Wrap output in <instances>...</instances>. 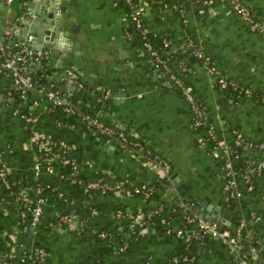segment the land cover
<instances>
[{"label":"crops","instance_id":"obj_1","mask_svg":"<svg viewBox=\"0 0 264 264\" xmlns=\"http://www.w3.org/2000/svg\"><path fill=\"white\" fill-rule=\"evenodd\" d=\"M24 1L10 0L8 8L0 13V25L5 23L7 40L11 38L10 29L20 27L16 21L7 25L8 19L20 16L19 5ZM144 1L145 27L152 35L169 42L164 54L169 56L172 70L205 106L221 147L214 150L203 142L204 132L194 124L181 93L163 87L151 59L132 36L125 34L127 14L121 0H57L65 10L54 42L59 49L67 48L65 60L75 66L67 70L72 77L56 84L52 73L58 69L48 67L50 56L30 63L26 74L34 85L57 90L78 111L96 114L104 123L123 128L147 147L159 151L170 162L171 170L165 172L129 150L118 148L87 127L77 114L61 116L52 111L47 106L49 100L35 87L29 88L23 97L15 87L18 97L15 104L10 99L12 79L0 76V98L3 97L0 167L10 180L18 183L15 193L0 185L3 264H29L21 256L32 246L46 249L42 264H231L234 261L229 246L221 238L208 235L209 239L204 241L207 234L200 233L190 238L186 252L191 258L175 261V256L186 253L182 250L186 236L181 239L174 233L156 231L139 215L145 214L146 208L155 207L157 201L108 192H95L87 198L79 187L73 186L74 175L90 177L97 171L129 176L134 181H155L163 199L169 202L177 196L188 200L192 207L199 205L205 213L218 212L219 217L213 220L231 231L237 216L244 217L245 231L255 232L264 250V170L253 175L250 184L237 178L236 188L241 193L227 197L222 163L224 144L243 151L241 145H236L232 130L254 141L264 140V103L254 97L264 94V34L252 32L233 14L228 0H208L204 8L192 0H160L156 5ZM241 1L264 20V0ZM187 35L229 79L250 88L253 97L241 94L231 97L228 91L220 89L213 73L185 51L183 41ZM20 42L15 40L5 46L15 49ZM68 84L72 85L71 89L67 88ZM34 101L36 105L32 104ZM34 139L50 143L45 146L46 152H51L47 157L49 168L41 165L38 172L33 164L40 147ZM251 154L254 160L263 155L256 150ZM62 158H68V163H63ZM233 162L240 169L245 160L236 158ZM40 182L50 186L43 195V213L54 215L69 209L70 218L47 231L23 232L17 214L19 202L14 194L33 202L40 195ZM117 209L122 210L121 216H117ZM164 211L169 214L171 205L167 204ZM190 224L183 229L197 231L196 224ZM170 225L177 229L186 224L174 219ZM97 229L107 233L105 238L96 235ZM125 241V247L119 249ZM253 264H264L263 252L258 253Z\"/></svg>","mask_w":264,"mask_h":264},{"label":"built area","instance_id":"obj_2","mask_svg":"<svg viewBox=\"0 0 264 264\" xmlns=\"http://www.w3.org/2000/svg\"><path fill=\"white\" fill-rule=\"evenodd\" d=\"M127 4H129L130 12L129 16L135 24L136 29L139 30L141 35L144 37L146 30L143 28V15L146 7V3L144 0H125ZM6 2H10V0H6ZM230 4V8L234 15H236L241 21L245 22L249 29L252 32L264 34V20L261 19L258 14L251 10L248 6H246L241 0H228ZM204 3H208V0H204ZM126 35H130L127 31H125ZM30 40V36L26 38V41ZM163 50L165 53L169 49V42L167 40H163ZM183 46L188 55H193V57L199 59L210 72L213 73L215 77V81L218 87L222 90L228 91L232 96L241 94L246 97H253V91L243 85L236 83L235 81L229 79L227 75H225L221 70L217 68L213 64L210 59V56L204 52L201 46H199L194 39L187 35L183 41ZM144 47L147 51L150 52V55L153 57L152 65L153 68L158 72L161 78V84L166 89L178 90L183 98L189 105L190 111L193 115L194 124L203 130L204 138L203 142L205 144H212V148L216 150L219 146L221 147V142L218 140L214 128L210 125L207 111L204 105H201L192 90L184 83V81L170 68V66L163 60L157 53L153 50V45L150 42H144ZM48 54L41 48L38 47H28L20 42V46L15 49H10L3 44L2 40H0V76H9L13 81L16 87L19 90L20 97H23L25 92L29 88L35 87L38 91H42L43 95L47 100L50 101L52 105H61L62 110L65 114H77L86 124L87 127L97 131L101 134L107 141L113 142L118 148L129 150L133 154H135L138 158L147 160L154 165L160 166L165 172L171 170L170 162L163 157L159 151L153 150L149 147H144L140 141H130L127 137V131L123 128L113 127L104 123L100 118L96 115H90L87 112L78 111L75 105H72L68 102L65 97H63L57 90H48L44 88L42 85L38 84L34 85L30 77L26 74V70L30 63H33L35 60L43 59L47 57ZM73 80V79H72ZM20 83L22 87H19L17 84ZM77 86H80V83L77 81H73ZM106 95V94H105ZM260 102L264 103V94L259 95ZM33 105H36L37 102H33ZM14 113H16L14 111ZM20 117H24V114L19 112ZM232 133L235 137L236 145H241L244 152L252 153L253 150L262 152V157L259 160L254 159H244L245 163L243 168H235L234 160L240 157L241 149L237 146H233L229 143L224 144L225 148V157L223 161V167L225 170V183L224 188L226 190L227 197H236L241 192L236 188L237 178H241L246 183L250 184L252 180V176L255 174H261L264 170V140L254 141L250 138L244 136V134L236 129L232 130ZM48 140H37L34 139L35 145H38L39 149H45L47 146ZM37 159L34 161L33 169L35 172H38L41 168V165ZM63 163H68V158H62ZM49 161L44 165L45 169L49 168ZM6 171L4 168L0 167V185H2L5 189H12L11 192L17 190L18 183L10 180V178H6ZM75 179H72V181ZM78 181V180H76ZM124 180H116L113 183H107L105 181H97L91 180L87 182L82 187V192L88 194L89 196L95 192H106L111 190L112 193H122V189H124L123 185ZM144 187V184L142 185ZM151 193V188H149L145 192V198L149 196ZM123 194V193H122ZM18 195V196H17ZM14 195L18 200V209L17 214L20 218L19 225L20 230L24 231H32L34 232L37 228V224L40 221V218L43 214V203L44 196L38 195L35 200L28 201L22 199L19 194ZM126 195H131L128 191ZM177 199L178 204L183 207V210L186 212V221L189 223L196 224V230L191 231L184 230L183 228H173L168 224V221L165 217H161L159 220V224L164 226L165 232L168 234L174 233L176 236H186L185 238V246L189 248L190 246V238L191 236H199L200 234H207L211 237L221 238L227 245L229 246L230 252L233 254L234 261L231 264H253L255 259L258 256L257 248L255 246H249L248 250H243V243L241 242V233L243 232V228L245 227V219L244 217H240L238 224L232 232L228 228H222L219 223L211 218H206L200 216L199 214L193 212L192 204L183 198L175 197ZM158 205V204H157ZM165 206L163 203H160L157 207V211L163 209ZM95 212L96 209H93ZM117 216L122 215V210H116ZM71 213L67 215L59 216L58 220H68L70 218ZM141 218L144 217L143 214H139ZM149 217V215H148ZM66 220V221H67ZM147 217H144V221L146 222ZM56 223L49 222L48 225L52 227ZM121 229V227H118ZM96 235L100 238H104L106 233L104 231L96 232ZM126 245V241L123 242L119 249H123ZM30 250V249H29ZM23 253L21 256V260L28 261L31 257L30 252ZM33 258L38 262H42L46 256V251L42 249V247H35L34 252L32 254ZM191 257L186 253L178 254L174 257L175 261H186ZM1 260V258H0Z\"/></svg>","mask_w":264,"mask_h":264},{"label":"trees","instance_id":"obj_3","mask_svg":"<svg viewBox=\"0 0 264 264\" xmlns=\"http://www.w3.org/2000/svg\"><path fill=\"white\" fill-rule=\"evenodd\" d=\"M136 0H133V2H135ZM148 2H151L153 4H158L160 0H147ZM193 2H196V3H200L202 8H204L205 6H207L208 3H204V0H192ZM125 10H126V14H127V24L125 26V31H127L130 35L129 36H132L134 38V40L137 42V44H139L140 47H142L144 53H145V56L147 58H150L151 61L153 59V57L150 55V52L146 50V48L144 47V42H150L152 45H153V50L157 53V55H159L163 60H165V62L170 66L171 68V60L169 59V56L168 55H165L163 52V40L164 38H160L159 36H156V35H152L148 29L145 27L144 25V22H143V28L146 30V33H145V36L143 37L141 35V33L139 32L138 29H136L135 27V24L134 22L132 21V19L130 18L129 16V12H130V7H129V4L126 3L125 0H121ZM136 3V2H135ZM252 10V9H251ZM253 11V10H252ZM249 28V27H248ZM196 42V41H195ZM195 58V57H194ZM197 59V58H195ZM199 60V59H197ZM200 61V60H199ZM172 69V68H171ZM41 82V80L39 81V83ZM254 93V92H253ZM260 95V94H259ZM255 98L258 97L259 99V96L255 95L254 96ZM198 101V100H197ZM200 103V102H199ZM201 104V103H200ZM47 106H49L51 108L52 111H57L61 116H64V115H70V114H65V112L62 110V106L61 105H52L49 101V103L47 104ZM89 113L90 115H96V114H92L91 112H87ZM98 118L99 116L96 115ZM107 124V123H106ZM110 125V124H109ZM112 126V125H111ZM114 127V126H113ZM199 128V127H198ZM128 133V132H127ZM127 137H128V140L130 141H135V140H138L140 141V143L147 148V146L142 143V141L136 137H133L132 135H130L129 133L127 134ZM49 143V142H48ZM50 144V143H49ZM212 144H208L209 147H212ZM240 157L239 158H244V159H254V157H252V154L249 152H240ZM51 155V152H46L45 149H39L37 151V156H38V161L40 163V165L44 166L46 163H47V157H49ZM224 161V160H223ZM222 161V163H223ZM243 168V167H242ZM6 178H9L8 175L6 174ZM72 178H74L75 180H73V186H77L80 188V190L82 189V187L89 181L91 180H97V181H105L107 183H113L114 181L116 180H124V179H127V181L124 182V189H122V193L124 195H126L127 191L131 194V195H139L141 197H143L144 199L146 200H154V201H157L158 202V205L160 203H163L164 206H166L167 204H170L171 205V211L169 214H167L168 212H165L164 211V208L161 209V210H158L157 211V207L158 205H156L155 207H152V208H146L145 210V214L144 217L146 216L147 217V220L146 222L149 223V226L151 227H155V230L156 231H162L163 233H165V228L164 226H161L159 224V220L161 217H165L166 220L168 221V224L170 225L174 219H176L177 221H182L183 223H185L186 225L182 226V228H188L191 226V224L189 222L186 221V212L183 210V207L178 204L177 202V199L176 198H173L171 201H167L166 199H163V196H162V192L160 191V188H159V183L155 182V181H151V182H141V181H134L131 177L129 176H121V175H114V176H111V175H106L105 173H101L99 171L95 172L92 176L88 177H84V176H77V175H74ZM78 180V181H76ZM144 184V187H142V185ZM40 192L39 194L40 195H44V193L46 192V190H48L50 188L49 185H45L44 183L40 182ZM151 188V193L149 194V196L147 198H145V192ZM10 190L12 189H7V191L9 192ZM82 191V190H81ZM108 193H112L111 190H108L106 191ZM14 193V192H13ZM83 193V192H82ZM87 198H90L91 195L89 196L88 194L86 193H83ZM15 195V194H14ZM231 200V199H230ZM2 198L0 197V203L2 202ZM93 206V204H90ZM119 207V206H117ZM136 211V209L134 210ZM71 212L69 209H66V210H63L61 212H57L55 213L54 215H47L45 214V212L42 214L41 218H40V221L38 222L37 224V228H36V232L40 233L41 231H47L48 229H50L51 227L48 225L49 222L51 223H58V224H63L66 222V220H58L59 216L61 215H69ZM137 212H134L133 214H135ZM149 215V217H148ZM239 218L240 216H237V221H236V224L235 226L233 227L234 229L232 230V232H234L237 224H238V221H239ZM235 220V219H234ZM19 225H21L20 223V218H19ZM227 228V227H226ZM229 229V228H228ZM231 230V229H229ZM98 231H101L100 229H97V231L95 232H98ZM107 234V233H106ZM241 242L243 243V250H248L249 246H255L257 248V252L260 254V253H264V250L263 248L261 247V242L260 240L258 239L259 236H257L255 234V232H251L250 230H247L245 231V227L243 228V232L241 233ZM184 236L180 237L181 239H183ZM105 238V237H104ZM123 241V239H122ZM183 251L186 252V251H189V248H186L185 246V241L183 242ZM34 249L35 247L32 246V248L29 250L30 254H31V257L28 259V262L29 264H42V262H38L36 261L35 258H33L32 254L34 252ZM42 249H44L46 251L45 248L42 247ZM0 264H3L2 263V260H0Z\"/></svg>","mask_w":264,"mask_h":264},{"label":"water","instance_id":"obj_4","mask_svg":"<svg viewBox=\"0 0 264 264\" xmlns=\"http://www.w3.org/2000/svg\"><path fill=\"white\" fill-rule=\"evenodd\" d=\"M7 8L8 4L3 0H0V13ZM19 8L21 11L20 16L16 19L9 18L8 20H10V22H8L7 25L10 26L11 21H16L20 24V27L10 29L8 35L11 38L7 40V38L4 37L5 23L4 26L3 24L0 25V40L5 39L6 43L3 42V44L7 45L14 43L15 40H19L23 41V43L28 47H39L43 49L48 56L51 57L48 61V63L51 64L48 67L58 69L57 72L55 71L52 73L55 75L54 81L56 84H60L62 79L68 80L71 78L72 76L67 73V70L69 71V67L74 69L75 66H73L72 62L65 60L67 48L65 49L64 47H61L59 49L56 47L54 42V38L59 33L60 16L64 13V6L59 5L57 0H25L19 5ZM28 36H30V40L26 41ZM48 63H43V65L47 66ZM53 63H55V65ZM49 69L51 68H47V70ZM10 85L12 88L10 99L16 104L18 97L14 93L16 85L13 80H10ZM17 85L23 88L20 83ZM67 88L71 89L72 85L68 84ZM2 99L0 98V102ZM192 208L200 216L211 219L219 217L218 212H215V214L212 212L205 213L203 211L204 209H202L199 205L194 204ZM208 239V235L203 236L204 241H207Z\"/></svg>","mask_w":264,"mask_h":264}]
</instances>
